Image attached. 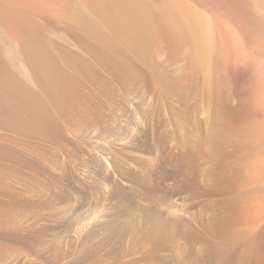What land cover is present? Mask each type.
<instances>
[{"label": "bare ground", "instance_id": "bare-ground-1", "mask_svg": "<svg viewBox=\"0 0 264 264\" xmlns=\"http://www.w3.org/2000/svg\"><path fill=\"white\" fill-rule=\"evenodd\" d=\"M97 72L145 88L163 156L146 264H264V0H0L1 131L52 142Z\"/></svg>", "mask_w": 264, "mask_h": 264}, {"label": "rangeland", "instance_id": "rangeland-1", "mask_svg": "<svg viewBox=\"0 0 264 264\" xmlns=\"http://www.w3.org/2000/svg\"><path fill=\"white\" fill-rule=\"evenodd\" d=\"M73 77L58 139L2 130L0 264H146L145 219L164 169L145 88L102 72Z\"/></svg>", "mask_w": 264, "mask_h": 264}]
</instances>
